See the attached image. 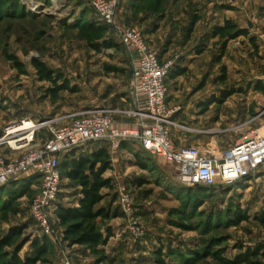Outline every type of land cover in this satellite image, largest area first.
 I'll return each instance as SVG.
<instances>
[{"label": "rangeland", "instance_id": "obj_1", "mask_svg": "<svg viewBox=\"0 0 264 264\" xmlns=\"http://www.w3.org/2000/svg\"><path fill=\"white\" fill-rule=\"evenodd\" d=\"M6 2L0 0V136L21 119L60 117L64 124L91 105L116 107V81L126 70L113 62L114 56L104 59L111 54L97 53L80 38V26L97 21L88 0ZM192 17L199 20L189 33ZM226 20L248 36L229 41L222 53V40L213 38L211 30ZM116 21L152 33V49L169 51L176 67L188 72L179 83L181 98L171 95L177 103L171 119L182 112V126L172 121L170 131L172 139V131H182V147L216 156L251 131L264 135V93L256 90L264 82V0H119ZM106 38H111L109 31ZM33 59L77 92L62 91L55 101L46 98L49 84L38 80ZM106 66L116 70L107 72ZM229 90L234 93L225 102L207 104ZM136 158L146 170L133 162L134 168L121 171L115 164L118 169L103 176L112 182L111 190L101 191L105 196L98 205L110 211V219L99 224L104 232L111 229L105 243L92 249L69 247L61 240L60 226L53 224L54 233L47 237L52 255L37 264H234L248 249H264V222L257 220L264 212V176L217 190L187 187L177 183L174 166L161 157ZM15 183L0 189V202L9 199L15 211L0 217V236L25 224L23 237H40L29 215L36 189L13 201ZM60 190L61 203L75 205L78 188L64 179ZM119 190L131 196L133 227L119 208ZM238 213L248 218L234 225ZM29 245L19 252L21 258L30 255ZM255 261L264 264V252Z\"/></svg>", "mask_w": 264, "mask_h": 264}, {"label": "built area", "instance_id": "obj_2", "mask_svg": "<svg viewBox=\"0 0 264 264\" xmlns=\"http://www.w3.org/2000/svg\"><path fill=\"white\" fill-rule=\"evenodd\" d=\"M88 2L97 22L114 33L118 44L128 54L131 108L88 109L64 124H60V117L25 118L5 127L0 145L6 144L19 154L7 159L0 153V187L13 179L38 177L29 215L39 236L50 237L54 233L53 211L60 194L61 159L89 144L104 143L117 150L122 142H127L174 166L177 183L187 187L217 190L264 176V135L257 130L216 156L203 154L196 147L174 148L170 126L176 107H169L166 97L167 79L175 61H161L140 29L117 24L119 0ZM102 51L113 53L112 49ZM118 118L132 122L121 127ZM42 132L46 135L44 142L37 140ZM117 202L133 227L136 221L130 194L119 190ZM63 264L70 263L65 260Z\"/></svg>", "mask_w": 264, "mask_h": 264}, {"label": "trees", "instance_id": "obj_3", "mask_svg": "<svg viewBox=\"0 0 264 264\" xmlns=\"http://www.w3.org/2000/svg\"><path fill=\"white\" fill-rule=\"evenodd\" d=\"M15 0H8L6 5L14 3ZM197 17H192L188 32L193 30V27L198 22ZM110 32L106 25L100 24L97 21H87L79 28L80 38L97 53L105 49H117L120 47L111 38H106V34ZM213 38H220L222 40L221 52L223 53L226 44L240 36L247 37V32L238 29L231 21L226 20L222 25L214 26L211 30ZM17 65V63H16ZM37 78L40 82H46L49 87L45 89L44 96L50 101H55L58 94L62 91L77 92L74 87L68 84V81L63 79L60 74H55L48 69L46 65L38 60L33 59L31 62ZM19 66V65H17ZM107 72H114L116 69L106 66ZM185 73L184 68H173L169 73V78L174 79L177 76ZM223 76V75H222ZM224 80V77H222ZM256 90L264 93V82L256 85ZM234 91H222L220 97L209 100L207 104L218 103L221 104L230 97ZM122 142L121 144H123ZM93 148L88 155H82L77 158H72L70 155H65L59 164V172L61 182L69 180L76 188H78L79 197L76 200V206L67 207L61 204H56L54 210V217L62 229L61 240L69 247L79 246L92 249L105 243L106 238L110 237L111 229H105V232L99 227L103 220L110 219V211L106 208L98 207L100 202L104 199L101 191L103 189L111 190L112 182L110 178H105L104 173L111 169L110 154L107 145L104 143H95L98 145ZM120 144V145H121ZM145 153L144 156H148ZM137 157V155H136ZM135 164L142 170L147 169V165L135 158ZM146 162V161H145ZM16 182L18 186L14 191L13 201L27 194L34 185L38 184L37 176H28L21 179L10 180ZM0 189H4L1 187ZM13 203L8 200L0 202V217L6 219L8 214L14 213ZM248 217L245 214L238 213L232 223L238 225L240 222L246 220ZM264 222V212L259 219ZM27 225L12 226L4 234L0 236V264H37L38 262L47 263L52 255V245L46 236L37 238L23 237V232ZM30 243V255L21 258L19 252L23 246ZM220 245L217 243L215 246ZM264 252V249H248L245 253L240 254L234 260V264H258L255 259ZM215 252H212L214 254ZM160 254V251L157 252ZM216 258L220 259L219 256ZM161 264L162 261L158 260ZM226 264H233L232 262L223 261Z\"/></svg>", "mask_w": 264, "mask_h": 264}, {"label": "crops", "instance_id": "obj_4", "mask_svg": "<svg viewBox=\"0 0 264 264\" xmlns=\"http://www.w3.org/2000/svg\"><path fill=\"white\" fill-rule=\"evenodd\" d=\"M117 24L120 27H128L129 26V25L120 24V23H117ZM141 32L143 33V35H144L145 39L147 40L148 44L150 45L149 42H150V38L153 36V35L151 36L152 33L151 34H146L143 30H141ZM110 33H111V38L115 41L116 44H118L114 33L112 31H110ZM112 50H113V53H111V55H109L107 57H104V59L105 58H109L110 56H114L113 62H116L118 65L122 66L123 69L126 70V71L124 70L125 71V76L122 75L123 77H121V80L116 81L117 82L116 85H115L116 88L114 90H116L117 94L120 95L119 98L116 99V101H115L116 102V105H115L116 107H105V106H103L100 103V104H97L94 107H91L92 105L90 107H85L86 108L85 110L98 109V108H120V109H130L131 108V104H130L131 71H130L129 57H128V54L125 51V49L123 47H121V46L118 47L117 49H112ZM155 51H156V53L158 55V58L161 61H165V60L169 59V55H168L169 51H167L165 53L161 52L158 49H155ZM175 68H180V67H176V65H175L174 69ZM123 69H120V70L123 71ZM187 73L188 72L186 71L183 75L177 76L174 79H171V78L168 77V79H167V97H166V101H167V104L169 105V107L176 106L175 104H177V103L175 102L174 99L171 98V95L173 94L174 97L177 98V97H179L182 94V91L179 90V86H180L179 83L182 80V77L186 76ZM124 77H126V81H124V79H125ZM175 88H176V90H174ZM180 98H181V96H180ZM85 110H82V111H85ZM180 118H182V112L178 115V118L173 116L171 121H173L176 125H181L182 126V121H181L182 119H180ZM131 122H132V120H126V119L118 118V125L121 126V127L125 126L126 124L131 123ZM172 132H173V139H172V133L170 131V135H171L173 146H174V148L179 149V148L182 147V131L177 129V131H172ZM174 138H176L177 141H175ZM37 140L40 141V142H44L46 140V135L43 132L39 133L37 135ZM92 145H94V144H92ZM95 146H99V144L95 145ZM94 147H92L91 149H85L84 147L76 149L70 155V157L77 158L79 156L85 155L86 152H91ZM129 148H130V150H129ZM107 149L109 151L110 160H111V169L110 170H112V168H114V170H116L117 167L121 171L125 167L134 168V166L132 164H133V162L135 163V161H136V159H135L136 155H137V157L140 156V155L144 156L145 153H146V152H144V151H142L140 149H137L136 147H133L132 145H130L127 142H124L123 144H121L120 147L117 150H113V149H111L109 147H107ZM0 153L7 159L14 158V157H16L19 154V152H17V151L10 150L9 147L6 144L0 145ZM124 154L130 156V158L125 157ZM115 164H117V167H116ZM110 170H108V171H110ZM107 172L104 173V175L107 174ZM260 174L261 173H259V175ZM105 178H109V177H105ZM36 186L37 185H34L32 188L36 189ZM60 192H61V190H60ZM61 200H64V198L59 194L56 204L59 203L61 205H64L63 203H61ZM64 206L73 207V206H76V203H75V205H64ZM55 207H56V205H55ZM53 222H54V224L58 225L57 219L54 217V211H53ZM60 230L62 232L61 228H60Z\"/></svg>", "mask_w": 264, "mask_h": 264}]
</instances>
